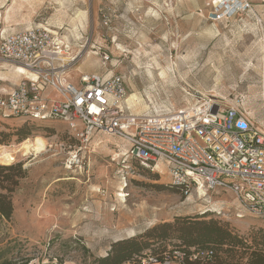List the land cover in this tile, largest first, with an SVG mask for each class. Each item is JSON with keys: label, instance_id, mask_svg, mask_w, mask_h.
I'll use <instances>...</instances> for the list:
<instances>
[{"label": "rangeland", "instance_id": "rangeland-1", "mask_svg": "<svg viewBox=\"0 0 264 264\" xmlns=\"http://www.w3.org/2000/svg\"><path fill=\"white\" fill-rule=\"evenodd\" d=\"M207 1L0 0V45L13 32L40 25L61 29L77 48L84 46L70 76H123L125 104L133 113L173 111L200 98L226 99L264 129V0H251L258 19L248 13L217 24L207 20ZM103 53L111 58L107 66ZM16 67L0 54V94L22 79ZM25 122L0 121V139L17 151L10 165L0 164L14 167L0 170V200L13 207L9 219L0 212L3 258L17 264L57 258L90 264L116 240L176 215L214 211L221 203L224 212L212 217L249 240L264 238L259 220L236 218L232 194L192 186L183 195L171 188L162 164L155 171L132 162L126 167L128 145L117 137L95 132L82 168L68 170L60 147L75 145L68 126ZM21 128L30 130L29 139L45 138V152L19 151Z\"/></svg>", "mask_w": 264, "mask_h": 264}, {"label": "built area", "instance_id": "built-area-1", "mask_svg": "<svg viewBox=\"0 0 264 264\" xmlns=\"http://www.w3.org/2000/svg\"><path fill=\"white\" fill-rule=\"evenodd\" d=\"M206 8L212 24L248 13L258 19L251 0H208ZM82 47L61 29L44 25L3 37V59L24 71H19L20 82L1 90L0 120L64 122L69 140L75 142L60 146L68 170L82 168L95 132L117 137L128 145L126 167L132 162L155 171L162 164L172 185L230 193L237 204L236 218L251 216L264 228V129L240 105L208 97L173 111L133 113L125 104L123 76H70L82 58ZM110 60L102 54L103 66ZM223 206L214 212L221 215ZM182 259L178 253L143 264H178Z\"/></svg>", "mask_w": 264, "mask_h": 264}, {"label": "trees", "instance_id": "trees-1", "mask_svg": "<svg viewBox=\"0 0 264 264\" xmlns=\"http://www.w3.org/2000/svg\"><path fill=\"white\" fill-rule=\"evenodd\" d=\"M30 134V130L26 128L17 130L19 138L16 145L28 140ZM1 135H4L3 132ZM0 145L10 144L0 139ZM12 169L13 166H0V170ZM170 185L183 195L190 192L185 185ZM0 212L3 217L11 218L13 207L10 200L6 203L0 200ZM215 214L214 211L206 210L195 215H176L172 221H165L142 233L112 242L106 253L94 257L90 264H143L150 258L163 262L178 253L183 255L178 264H264V238L259 240L251 235L249 240L233 227L232 229L228 222L212 217ZM85 250L89 251L87 248ZM29 263L30 261L24 264ZM0 264L17 263L3 258L0 252ZM43 264L66 263L57 258Z\"/></svg>", "mask_w": 264, "mask_h": 264}, {"label": "bare ground", "instance_id": "bare-ground-1", "mask_svg": "<svg viewBox=\"0 0 264 264\" xmlns=\"http://www.w3.org/2000/svg\"><path fill=\"white\" fill-rule=\"evenodd\" d=\"M16 68L20 72L24 71V68H22L21 66H18ZM47 146H48V142L45 138H43L42 136H36L33 139L26 140L18 147H19V151L22 150L26 155H29V154H40L42 152H45ZM16 153H17L16 150L4 145H0V164L10 165L11 162L14 161L15 159L14 154ZM124 189L125 187L122 188V192H124Z\"/></svg>", "mask_w": 264, "mask_h": 264}]
</instances>
